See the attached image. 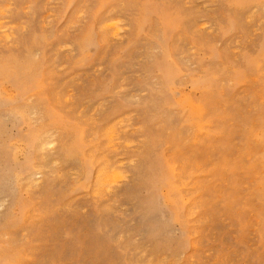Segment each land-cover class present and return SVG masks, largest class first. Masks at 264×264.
<instances>
[{
    "label": "rangeland",
    "instance_id": "obj_1",
    "mask_svg": "<svg viewBox=\"0 0 264 264\" xmlns=\"http://www.w3.org/2000/svg\"><path fill=\"white\" fill-rule=\"evenodd\" d=\"M0 23V264H264V0Z\"/></svg>",
    "mask_w": 264,
    "mask_h": 264
},
{
    "label": "bare ground",
    "instance_id": "obj_2",
    "mask_svg": "<svg viewBox=\"0 0 264 264\" xmlns=\"http://www.w3.org/2000/svg\"><path fill=\"white\" fill-rule=\"evenodd\" d=\"M29 7H30V6H29ZM47 13H48V12H47ZM1 20L3 21V18H2ZM0 24H1V23H0ZM1 25H2V24H1ZM0 27H1V26H0ZM104 27H105V26H104ZM111 30H113V29H111ZM116 32H117V31H116ZM0 33H1V32H0ZM0 35H2V34H0ZM10 35H11V33H10ZM3 36H5V35H3ZM12 36H13V35H12ZM115 36H116V35H115ZM4 38H6V36H5ZM0 39H2V38H0ZM6 39H7V38H6ZM9 45H10V44H9ZM110 127H111V126H110ZM113 134H114V133H113ZM110 135H111V138H112V134H110ZM114 137H115V136H114ZM109 138H110V137H109ZM119 145H120V144H119ZM110 148H111V147H110ZM108 149H109V148H108ZM111 149H112V148H111ZM116 166H118V165H116ZM104 167H105V166H104ZM122 167H123V166H122ZM109 174H111V173H109ZM109 174H108V175H109ZM108 175H107V176H108ZM97 176H99V175H97ZM104 176L106 177V175H104ZM104 176H101V179H104ZM109 176H110V175H109ZM109 176H108V177H109ZM102 177H103V178H102ZM111 177H112V176H111ZM111 177H110V178H111ZM96 179H97V178H96ZM108 179H109V178H108ZM109 180H111V179H109ZM116 181H117V180H116ZM35 182H36V180L34 181V184H35ZM39 182H40V181H39ZM113 182H114V181H113ZM32 183H33V181H32ZM101 183H102V182H101ZM30 184H31V183H30ZM98 184H100V182H98ZM103 184H105V183H102V185H103ZM109 184H110V181H109ZM107 185H108V182H107ZM29 186H30V185H29ZM110 186H111V185H110ZM100 187H101V186H100ZM95 190L98 191L99 189H95ZM98 193H99V192H98ZM100 194H101V192H100ZM103 194H104V193H103ZM99 196H100V195H99Z\"/></svg>",
    "mask_w": 264,
    "mask_h": 264
}]
</instances>
